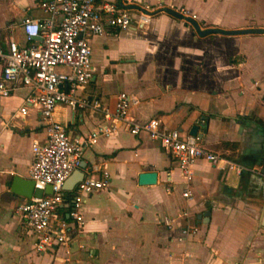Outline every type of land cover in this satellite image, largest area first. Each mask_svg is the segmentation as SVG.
<instances>
[{"label":"crops","instance_id":"0c3cea01","mask_svg":"<svg viewBox=\"0 0 264 264\" xmlns=\"http://www.w3.org/2000/svg\"><path fill=\"white\" fill-rule=\"evenodd\" d=\"M38 1L0 0L2 41L22 40L8 24L45 16ZM103 2L136 6L132 13L138 9L149 18L88 38L94 72L82 94L111 104L123 91L131 118L157 117L183 132L203 117L201 145L257 171L236 175L197 159L186 180L146 133L133 135L117 124L83 150L85 166L76 168L84 173L93 167L97 177L105 171L107 186L84 198L81 225L67 218L66 191L49 226L65 220L68 239L37 252L15 211L22 197L8 187L13 175L28 178L32 143L45 133L34 105L18 114L27 88L15 86L0 97V264H264V166L257 164L264 155V0H96ZM162 7L192 17L200 29L263 31L200 36ZM53 117L71 137L102 122L99 114L62 105ZM145 171L155 172L154 183L138 184Z\"/></svg>","mask_w":264,"mask_h":264},{"label":"built area","instance_id":"2783aa9c","mask_svg":"<svg viewBox=\"0 0 264 264\" xmlns=\"http://www.w3.org/2000/svg\"><path fill=\"white\" fill-rule=\"evenodd\" d=\"M121 4H131V0H122ZM36 7L45 14L43 18L24 17L6 26L18 28L23 43L11 36L4 41L0 37V97L9 96L15 86L27 88L17 112L22 116L27 105H34L45 133L41 142L32 143L28 178L33 181V187L43 189L49 185L51 192L22 198L15 208L34 236L35 251L67 241L65 220H61L57 228L49 226L53 212L65 197L63 181L78 168L83 150L98 136L112 133L117 124L133 135L146 133L150 141L176 162L186 180L191 164L197 159L236 175L257 171L206 149L196 134L162 126L157 117L134 120L128 114L131 101L123 91L115 93L111 104L97 96L82 94L94 72L88 38L100 35L106 27L122 29L145 23L149 18L147 13L138 9L132 13V9L114 2L97 4L96 0H39ZM57 105L99 114L102 122L85 136H68L64 126L53 117ZM94 172L93 167L86 169L69 191L67 218L75 225H81L79 208L84 198L107 186L106 172L102 171L100 177L94 176ZM183 195L186 196V192Z\"/></svg>","mask_w":264,"mask_h":264},{"label":"water","instance_id":"95a60500","mask_svg":"<svg viewBox=\"0 0 264 264\" xmlns=\"http://www.w3.org/2000/svg\"><path fill=\"white\" fill-rule=\"evenodd\" d=\"M126 8H136V6L133 5H128ZM161 11L166 12L167 14L183 19L186 22H188L192 28L197 32L198 35L204 36L207 34H221V35H236V34H257L261 33L263 30L261 28H242V29H221V28H215V27H208L204 29H200L197 22L190 16H183L179 12L167 8V7H162L160 8ZM19 43H23V37L22 40H17ZM205 125L204 123V118L200 117L199 122H193L192 124L189 125L186 133L190 135H198L201 136L203 126ZM179 129V128H177ZM181 130V129H179ZM182 131V130H181ZM185 132V131H184ZM257 160V164H262L264 166V155L260 156ZM83 163H79L78 168H84ZM252 167V165H250ZM259 174H262L264 176V169L260 168L259 169ZM83 173L79 169H74L68 176L67 178L63 181L62 184V189L65 191H70L75 183L79 181L82 177ZM137 182L138 184H152L155 182V172L154 171H145L141 172L137 175ZM9 191L12 194H15L19 197L22 198H29V197H40L42 194H49L50 191V186L46 185L43 187V189L35 188L33 187V181L29 178H23L19 176H11L10 182H9ZM204 216H208L209 211L202 212Z\"/></svg>","mask_w":264,"mask_h":264}]
</instances>
